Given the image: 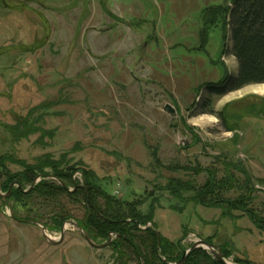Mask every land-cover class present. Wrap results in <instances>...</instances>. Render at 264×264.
Masks as SVG:
<instances>
[{
  "label": "rangeland",
  "instance_id": "1",
  "mask_svg": "<svg viewBox=\"0 0 264 264\" xmlns=\"http://www.w3.org/2000/svg\"><path fill=\"white\" fill-rule=\"evenodd\" d=\"M231 3L0 0V161L12 172L41 159L62 172L80 168L115 201L154 207L168 240L187 229L185 251L207 238L228 264H264V228L254 224L264 217V93H253L256 85L208 91L237 72ZM206 170L237 185L205 196L211 208L182 210L169 181L198 190ZM61 204L84 216L66 198ZM12 212L0 201V264H114L109 246L90 248L74 227L53 246L23 222L35 213L52 220L50 208Z\"/></svg>",
  "mask_w": 264,
  "mask_h": 264
},
{
  "label": "trees",
  "instance_id": "2",
  "mask_svg": "<svg viewBox=\"0 0 264 264\" xmlns=\"http://www.w3.org/2000/svg\"><path fill=\"white\" fill-rule=\"evenodd\" d=\"M227 25L230 33V51L236 61L237 72L235 76L225 78L219 85L208 88L209 93L218 96L249 85L264 84V0H232L227 12ZM58 166L41 159L32 165L22 163L18 165L21 170L12 172L7 168L4 159H1L0 190L7 193L12 187L9 200L15 218L19 210L45 206L57 217L50 220L35 213L30 220L42 224L48 232H60L64 223L73 220L89 233L95 243H106L112 235L113 241L109 248L115 256L114 264H175L182 258L185 250L181 242L188 234L187 229H183L180 239L170 241L157 231V225L153 221L154 207H149L147 213L137 211L136 204L115 201L104 193L87 171L74 168L69 172H62L57 169ZM205 172L207 180L198 190L193 187V181L192 184L176 179L169 181L172 198L180 201L179 203L182 201V210L190 202L211 208L216 202L204 203L205 196L213 194V191L229 190L237 185L235 178L216 180L209 171ZM76 174L80 175V179H74ZM36 180H39L38 183L30 189ZM58 181L62 182L66 189L60 186ZM63 197L83 209L84 216L81 219L66 214V209L61 204ZM120 207H124L128 212L126 216H129L130 221H126ZM148 223L150 227L146 226ZM254 224L259 230H263L264 217L256 218ZM140 225H144L143 229H140ZM202 241L213 243L207 238ZM220 249L222 255L226 253L224 248ZM184 264L219 263L212 255L198 249L189 255Z\"/></svg>",
  "mask_w": 264,
  "mask_h": 264
},
{
  "label": "water",
  "instance_id": "3",
  "mask_svg": "<svg viewBox=\"0 0 264 264\" xmlns=\"http://www.w3.org/2000/svg\"><path fill=\"white\" fill-rule=\"evenodd\" d=\"M163 111L171 116H174L175 115V110L172 106L170 105H165L164 106V109ZM39 180H36L32 186L30 187V189H33L34 185L36 183H38ZM58 183L60 184V186H62L63 188H65V185L58 181ZM19 187V186H17ZM66 189V188H65ZM27 191H25L26 193ZM10 193H11V189L8 191L7 194H2L0 192V201H2L3 203L6 204V206L8 207V210H9V213H10V217L13 219V212H12V207H11V204L10 202L8 201V198L10 197ZM24 223H29V224H34V225H37L40 230H41V235L42 237L50 244V245H53V246H56V245H59L63 239H64V236H65V232H66V227L65 225H68V226H71V227H74L75 229L78 230V232L82 235V238L84 239L85 243L92 249H95V250H102L104 248H107L108 246H110V244L112 243V238L109 237L108 241L104 244H97L95 243L91 237L89 236V233L87 231H84L82 228H80L76 223L72 222V221H67L63 227L61 228L60 230V233H59V239L58 240H55L53 239L52 237H50L48 234H47V229L42 226L41 224H38L34 221H23ZM197 249H204V250H208L211 255L213 256V258L219 263V264H228L226 262V260L222 257V254H221V251L219 248L213 246L212 244H209L205 241H198L196 243H194L187 251H184L183 253V256L182 258L176 262L175 264H184L187 260V258L189 257V255L194 252L195 250Z\"/></svg>",
  "mask_w": 264,
  "mask_h": 264
},
{
  "label": "bare ground",
  "instance_id": "4",
  "mask_svg": "<svg viewBox=\"0 0 264 264\" xmlns=\"http://www.w3.org/2000/svg\"><path fill=\"white\" fill-rule=\"evenodd\" d=\"M253 93H259V94H263L264 93V84L262 85H256L253 89H252ZM213 121H215L213 119Z\"/></svg>",
  "mask_w": 264,
  "mask_h": 264
}]
</instances>
